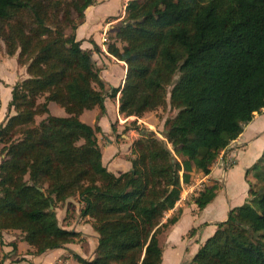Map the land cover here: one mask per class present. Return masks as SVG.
Instances as JSON below:
<instances>
[{"label": "trees", "instance_id": "obj_1", "mask_svg": "<svg viewBox=\"0 0 264 264\" xmlns=\"http://www.w3.org/2000/svg\"><path fill=\"white\" fill-rule=\"evenodd\" d=\"M95 2L0 0V40L27 74L12 86L13 113L0 124V233L19 231L35 255L74 243L80 233L62 227L55 208L76 197L97 234L93 257L73 253L76 264H161L158 236L178 220L180 210L163 218L182 184L193 168L209 174L264 108V0H128L107 44L126 65L110 91L74 34ZM117 93L123 117L167 105L176 112L163 139L135 119L131 166L114 174L102 164L100 128L79 115L104 112L105 97ZM49 102L67 115L50 114ZM251 170L261 185H249L250 199L229 210L187 264H264V165ZM216 189L193 198L199 210Z\"/></svg>", "mask_w": 264, "mask_h": 264}, {"label": "crops", "instance_id": "obj_2", "mask_svg": "<svg viewBox=\"0 0 264 264\" xmlns=\"http://www.w3.org/2000/svg\"><path fill=\"white\" fill-rule=\"evenodd\" d=\"M123 1L118 0L121 8ZM112 2L113 0H96L94 4L85 9L82 22L74 30L75 39L80 41V47L84 50L92 51V58L100 70L99 75L109 91L112 87L116 88L122 85L126 71V65L123 61L116 59L103 49L102 32L105 28V19L113 21L108 22L110 23L108 28L112 29L115 23L124 18V12L121 14V8L119 12V7L116 12L111 10ZM109 29L106 30V33ZM111 40L115 41L114 39ZM118 44L120 43L116 42V45ZM26 76V67L18 64L16 54L13 56L6 54L5 58L1 59L0 124L5 121L7 114L13 113L12 109L8 113L12 86L16 81ZM118 98L119 93L115 97L106 96L103 101L104 112H101L99 107H94L91 110H84L79 115V119L82 122L92 127L98 126L100 128V131L96 133V139L101 150L102 164L114 174H119L130 168L131 145L136 138L133 133H130L132 131L130 129L129 134L128 132L123 133V127L128 125H121L117 121V119L122 120L121 115L118 113ZM55 105H57L55 102L48 103L50 114L56 116L67 115L62 107L57 105L59 107L57 108ZM53 110L56 112H53ZM128 118L132 119L133 117L130 116ZM263 155L264 108L254 114L251 121L244 125L241 134L219 154L217 160L211 166L209 174L204 175L193 168L189 183L182 184L180 199L164 217L166 219L171 212L177 209L181 211L178 220L158 236L159 245L162 249L161 264H187L201 245L215 233L216 224L226 219L229 210L246 202L249 185L251 184L255 187L256 185H261V182L254 177L253 174L255 172L251 168L256 163L264 165ZM1 158L2 155H0V160ZM212 185L217 186L214 197L203 209L199 210L193 198L204 187ZM68 202L76 204L77 212L75 215L80 220L78 199L74 202L72 198H69L63 204L66 205ZM55 213L57 219H59L57 207L55 208ZM65 213H67V209L63 210L61 207V218L64 217ZM84 218L88 220V217ZM85 225H87V230L84 227ZM85 225L83 226L78 220H75L74 225L62 227L79 232L82 235L90 234L93 236L94 244L89 255L85 256L75 250L72 252L85 259H91L97 244V234L90 223ZM162 235L163 243L159 239ZM71 244L73 245V243L66 244L62 248L48 250L38 255L31 254L35 255V257L30 262L37 264L43 261L47 263L52 259L55 261L61 256H65L63 252ZM1 248L6 257L9 255L13 256L15 253L20 254L21 251H26L27 249L30 252L33 251L31 246L20 239V233L17 230L1 231Z\"/></svg>", "mask_w": 264, "mask_h": 264}, {"label": "rangeland", "instance_id": "obj_3", "mask_svg": "<svg viewBox=\"0 0 264 264\" xmlns=\"http://www.w3.org/2000/svg\"><path fill=\"white\" fill-rule=\"evenodd\" d=\"M128 0H124L122 3V8L121 5L119 4L118 0H113V2L111 3L112 5L110 6L111 10L113 12H116L119 10L120 8L122 9V13L124 12V6H125V2H127ZM72 16L74 18L75 14L72 13ZM108 22H113L110 20H106L105 19V25ZM115 25H117L115 23ZM115 27V26H114ZM113 28L109 29V31L106 33L105 38L107 40H105L104 45H103V49L106 51L107 50V44L110 42H113L111 39L112 35H113ZM71 33V29L67 28L65 30V34L69 35ZM118 42V41H117ZM120 44H118L120 47L122 46V43L119 42ZM117 45V46H118ZM6 56V52H5V46L2 40H0V61L2 58H5ZM38 101H42V99L40 98V100ZM55 107L59 108L57 105H55ZM61 109V108H60ZM53 112H56L53 110ZM175 110L172 109L171 107H169V105H167L166 107L162 108L159 107L153 111H149L146 112L142 117L140 118H136L134 116L132 119L128 118V117H123L122 115L120 116L122 120L117 119L118 123H120L121 125H128L127 127H123V133H127L129 134V129L132 130L130 133H133V135H135V137H139V131H137L138 129L140 130H147V131H152L158 138L163 139V132H164V121L173 116L175 114ZM56 116V115H55ZM44 116H38L36 117V121H39L41 118H43ZM127 118V119H126ZM136 119V120H135ZM136 121V127H138V129H134L131 127H134L132 125L133 121ZM135 127V128H136ZM125 134V135H128ZM161 137H160V136ZM256 188H258V186L256 185ZM250 199V197H247L248 201ZM72 200L75 202V200H77L76 197L72 198ZM65 204V203H64ZM64 204H60L57 206L58 209V215H59V219L58 222L61 226H71L74 225V221L78 220V222L80 224H83V226L87 223H89V220H86L84 217H81L80 220L78 218V216L75 215V213L77 212V208H76V204L72 203V202H68L66 203V205ZM64 206V207H63ZM61 207L64 209H67V213H65L64 217L61 218L60 215V209ZM60 208V209H59ZM177 212V209L173 212H171L169 214V217L174 215ZM168 217V216H167ZM165 221V218H164ZM85 229L87 230V225L84 226ZM93 236L89 235H82L80 234L78 240L76 242L73 243V245L71 244L70 246H68V248L65 249V251L63 252V254L65 255L64 257H60L58 259H56L54 261V259L50 260L49 262L46 263V261H43L42 263H37V264H75L76 261L73 258V251H78L79 253H82L83 255H89L91 253L93 244H94V239L92 238ZM160 242L163 243V235L159 238ZM2 243V242H1ZM2 245V244H1ZM31 252L27 249L26 251H21L20 254H13V256L9 255L6 257V254L3 252V249H0V259H5L4 260V264H22L23 263V259L31 261L34 260L35 255H31ZM6 257V258H5ZM60 259V260H59Z\"/></svg>", "mask_w": 264, "mask_h": 264}, {"label": "built area", "instance_id": "obj_4", "mask_svg": "<svg viewBox=\"0 0 264 264\" xmlns=\"http://www.w3.org/2000/svg\"><path fill=\"white\" fill-rule=\"evenodd\" d=\"M109 25H110V23H107L106 25H105V28L103 29V32H102V38H103V43L105 42V40H107L106 38H105V35H106V30H108L109 28ZM160 136V135H159ZM161 137V136H160Z\"/></svg>", "mask_w": 264, "mask_h": 264}, {"label": "water", "instance_id": "obj_5", "mask_svg": "<svg viewBox=\"0 0 264 264\" xmlns=\"http://www.w3.org/2000/svg\"><path fill=\"white\" fill-rule=\"evenodd\" d=\"M50 208L52 209V208H53V206H50Z\"/></svg>", "mask_w": 264, "mask_h": 264}]
</instances>
